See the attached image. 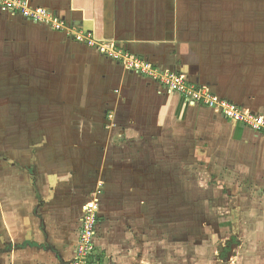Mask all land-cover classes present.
<instances>
[{"label": "crops", "instance_id": "1", "mask_svg": "<svg viewBox=\"0 0 264 264\" xmlns=\"http://www.w3.org/2000/svg\"><path fill=\"white\" fill-rule=\"evenodd\" d=\"M29 1L96 44L0 8V264H71L92 202L108 264H123L118 251L129 264L135 251L136 264H150L149 230L124 225L123 237L118 221L132 204L128 215H153L171 186L186 187L184 174L172 182L168 173L185 153L208 163L218 182L232 174L264 183L262 133L101 52L115 44L122 59L138 56L264 116V0Z\"/></svg>", "mask_w": 264, "mask_h": 264}, {"label": "rangeland", "instance_id": "2", "mask_svg": "<svg viewBox=\"0 0 264 264\" xmlns=\"http://www.w3.org/2000/svg\"><path fill=\"white\" fill-rule=\"evenodd\" d=\"M85 127L98 131L99 124L88 123ZM80 128L84 127L76 123L74 129ZM255 131L264 135V127ZM196 162L192 154L185 153L179 170H169L175 178L172 182L178 181V174H184L186 187L173 183L170 200L152 208L153 215L144 219L128 215L137 208L134 204L123 208L122 215L126 216L118 221L122 227L118 232L124 237V225L128 224L147 228L150 233L144 248L150 264H264V183L257 178L243 183L232 174L222 175L218 182L208 163L203 162L205 165L200 167ZM181 191L186 199L178 202ZM136 244L140 246L137 241ZM120 253L123 264H129L127 252ZM136 253L135 264L140 261ZM96 258L101 264L109 263L104 252L97 251Z\"/></svg>", "mask_w": 264, "mask_h": 264}, {"label": "built area", "instance_id": "3", "mask_svg": "<svg viewBox=\"0 0 264 264\" xmlns=\"http://www.w3.org/2000/svg\"><path fill=\"white\" fill-rule=\"evenodd\" d=\"M0 8L19 15L29 22L46 26L56 32H62L67 39L74 42L96 44L92 33L80 30L77 26L69 25L65 18L61 17L57 12L32 5L29 0H0ZM108 47H101L102 54L122 62L123 66L128 70L157 80L168 92L180 94L188 103L208 107L223 118L252 128L254 131L264 127V116L253 112L247 113L235 103L214 96L206 89L189 83L183 76L170 71H159L138 56L130 55L122 59V52L115 44ZM258 132L263 133L262 131ZM81 222L82 229L79 243L71 264H101L96 258L97 245L95 241L99 223L98 203L92 202L85 207Z\"/></svg>", "mask_w": 264, "mask_h": 264}]
</instances>
